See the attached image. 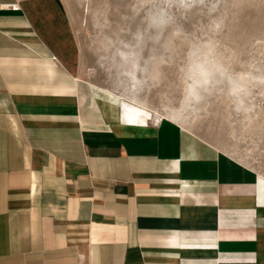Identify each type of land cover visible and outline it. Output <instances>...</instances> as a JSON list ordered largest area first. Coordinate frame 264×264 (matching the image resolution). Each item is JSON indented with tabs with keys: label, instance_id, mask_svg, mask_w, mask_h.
Instances as JSON below:
<instances>
[{
	"label": "crops",
	"instance_id": "obj_1",
	"mask_svg": "<svg viewBox=\"0 0 264 264\" xmlns=\"http://www.w3.org/2000/svg\"><path fill=\"white\" fill-rule=\"evenodd\" d=\"M19 5L0 10V264H264V178L86 80L69 0Z\"/></svg>",
	"mask_w": 264,
	"mask_h": 264
},
{
	"label": "rangeland",
	"instance_id": "obj_2",
	"mask_svg": "<svg viewBox=\"0 0 264 264\" xmlns=\"http://www.w3.org/2000/svg\"><path fill=\"white\" fill-rule=\"evenodd\" d=\"M69 3L74 41L70 36L67 48L70 54L80 53L83 77L111 92L114 89L112 93L129 103L124 95L132 90L134 58L135 75L144 83L135 86L140 91L136 95L150 116L154 112L164 116L181 107L190 59L207 57L214 74L201 91L195 114L185 112L186 130L264 178V84L254 79L264 77V0H204L190 9L165 0L143 8L139 0ZM213 5L215 10L210 11ZM159 8L166 10L168 22L158 29L150 26L148 13ZM124 51L130 54L123 55ZM242 73L249 74L247 115L235 113L227 95L228 77Z\"/></svg>",
	"mask_w": 264,
	"mask_h": 264
},
{
	"label": "clouds",
	"instance_id": "obj_3",
	"mask_svg": "<svg viewBox=\"0 0 264 264\" xmlns=\"http://www.w3.org/2000/svg\"><path fill=\"white\" fill-rule=\"evenodd\" d=\"M153 2L154 0H139L141 8L152 4ZM172 2L178 3L182 8L190 9L196 4H203L204 0H165V3ZM214 10L215 5L210 8V11ZM148 20L151 27L158 29L162 28L168 22L167 12L164 8L150 10L148 13ZM216 27H219V25H216ZM123 58L127 59L126 56H123ZM208 64L209 61L207 60V57H205L204 62H199L198 60L193 61L190 59L185 71L184 96L179 110L181 114L185 112L195 114L197 110L196 105H198L202 100L201 91L209 84V78L212 75V70L208 67ZM136 71L137 67L133 65L131 79L134 85L139 86L143 83V81L137 79L135 75ZM221 74H223V72ZM248 79L249 74L246 73L238 74L235 78L231 76L228 77L229 87L227 95L231 98L232 109L237 114L247 115V113L251 111V108L246 104V100L250 95L249 88L246 84ZM254 79L258 83L264 84V77H255Z\"/></svg>",
	"mask_w": 264,
	"mask_h": 264
},
{
	"label": "bare ground",
	"instance_id": "obj_4",
	"mask_svg": "<svg viewBox=\"0 0 264 264\" xmlns=\"http://www.w3.org/2000/svg\"><path fill=\"white\" fill-rule=\"evenodd\" d=\"M84 2V1H83ZM102 44V43H101ZM119 44V43H118ZM100 48H102V47H100ZM121 48V47H120ZM115 49H117V47L115 48ZM122 49H123V47H122ZM125 50H126V48H124ZM117 50H119V49H117ZM129 50H131V49H129ZM128 50V51H129ZM132 50H133V48H132ZM136 51H138L137 49H136ZM131 52H133V51H131ZM129 52H123V55H127ZM134 53H135V49H134ZM165 53V52H164ZM206 53V52H205ZM110 54H111V52H110ZM130 54V53H129ZM113 56V55H112ZM116 56V55H115ZM128 56V55H127ZM138 56H140L139 55V53H138ZM135 58H136V56H134ZM161 57V56H160ZM105 58V57H104ZM108 58H109V56H108ZM110 58H111V56H110ZM116 58V57H115ZM140 58V57H139ZM128 59V58H127ZM130 59H132V57L130 58ZM159 59H161V58H159ZM110 60V59H109ZM124 60V59H123ZM137 60V59H136ZM146 60V59H145ZM194 61V60H193ZM196 61V60H195ZM199 62H204L203 60H198ZM113 62V61H112ZM128 62V61H127ZM129 63V62H128ZM128 63H126L127 65H128ZM136 63L138 64V62H135L134 61V58H133V60H131V64H133V65H135L136 66ZM117 64V63H116ZM125 64V65H126ZM145 64V63H144ZM119 66V65H118ZM112 67V66H111ZM124 67V66H123ZM127 67V66H126ZM125 67V68H126ZM156 67V66H155ZM208 67L210 68V69H212L211 67H210V65H208ZM116 68V67H115ZM130 68V67H129ZM128 68V69H129ZM138 68V67H137ZM220 68V67H219ZM127 69V68H126ZM106 70H108V69H106ZM116 70V69H115ZM146 70V69H145ZM154 70V69H153ZM158 70V69H157ZM122 71H123V69H122ZM129 71H131L130 69L128 70V72ZM156 71V70H155ZM116 73V72H115ZM136 73V72H135ZM138 73V72H137ZM213 73V72H212ZM129 74V73H128ZM140 74V73H139ZM142 74H144V72L142 73ZM141 74V75H142ZM148 74V73H147ZM214 74V73H213ZM141 75H139L140 76V78H141ZM122 76V75H121ZM120 76V77H121ZM144 76H145V74H144ZM143 75H142V77H144ZM137 77V76H136ZM212 77V76H211ZM123 78V77H122ZM127 78H129V77H127ZM125 79V78H124ZM137 79H138V77H137ZM120 80V79H119ZM123 80V79H122ZM130 80H132L131 79V73H130ZM124 81V80H123ZM142 81V80H141ZM122 83V82H121ZM120 83V84H121ZM146 83V82H145ZM126 84H127V82H126ZM129 84V83H128ZM131 84V83H130ZM144 84V83H143ZM149 85H150V82H149ZM122 86H124V84H122ZM136 85H134L133 84V81H132V90H130L129 91V93H126L124 96L128 99V100H130L131 102H134V103H136V104H138L139 106H144L139 100H138V98H137V95H136V90H137V88L135 87ZM139 86H142V85H139ZM138 86V87H139ZM260 86V85H259ZM120 87V86H119ZM119 87L117 86V88H118V90H119ZM143 87V86H142ZM145 88V87H144ZM121 89V88H120ZM143 89V88H142ZM114 90V89H113ZM113 90H112V92H113ZM117 90V89H116ZM127 90H129V89H127ZM146 90V89H145ZM183 90V89H182ZM137 91H139V90H137ZM108 92H109V90H108ZM111 92V91H110ZM116 92H118V91H116ZM121 92V91H120ZM123 92V91H122ZM140 92V91H139ZM119 93V92H118ZM124 93V92H123ZM142 93V92H141ZM123 95V94H122ZM121 96V95H120ZM142 96V95H141ZM122 97V96H121ZM139 97V96H138ZM141 99L143 100V98L141 97ZM146 100V99H145ZM208 101V100H207ZM128 107H131V106H129V105H127ZM141 107V108H142ZM147 107V106H146ZM170 107V106H169ZM136 110H138V108L136 109ZM180 108H176V109H171L170 111H168L164 116H162V114L161 115H159L158 113H156V112H154L153 113V119H154V121L155 122H158V121H160V120H163V119H166V120H169V121H171V122H173V123H175V124H177V125H179L181 128H183V129H187V127H186V118H187V113H183V114H181L180 113ZM141 111V110H140ZM139 111V112H140ZM144 112V111H143ZM144 114H145V112H144ZM188 114H192L191 112L190 113H188ZM190 119V118H189ZM188 119V120H189ZM187 131V130H186Z\"/></svg>",
	"mask_w": 264,
	"mask_h": 264
},
{
	"label": "built area",
	"instance_id": "obj_5",
	"mask_svg": "<svg viewBox=\"0 0 264 264\" xmlns=\"http://www.w3.org/2000/svg\"><path fill=\"white\" fill-rule=\"evenodd\" d=\"M20 0H14L12 3L0 5V10H10L13 12L20 10Z\"/></svg>",
	"mask_w": 264,
	"mask_h": 264
}]
</instances>
